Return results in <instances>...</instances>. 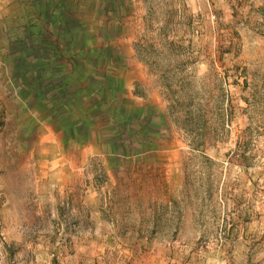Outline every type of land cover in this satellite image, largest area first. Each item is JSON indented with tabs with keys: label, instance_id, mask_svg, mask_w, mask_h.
<instances>
[{
	"label": "rangeland",
	"instance_id": "obj_1",
	"mask_svg": "<svg viewBox=\"0 0 264 264\" xmlns=\"http://www.w3.org/2000/svg\"><path fill=\"white\" fill-rule=\"evenodd\" d=\"M0 264H264V0H0Z\"/></svg>",
	"mask_w": 264,
	"mask_h": 264
}]
</instances>
